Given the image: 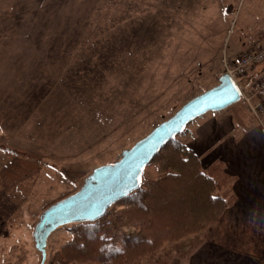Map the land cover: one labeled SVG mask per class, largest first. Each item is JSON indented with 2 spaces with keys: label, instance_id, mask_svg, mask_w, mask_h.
<instances>
[{
  "label": "rangeland",
  "instance_id": "obj_1",
  "mask_svg": "<svg viewBox=\"0 0 264 264\" xmlns=\"http://www.w3.org/2000/svg\"><path fill=\"white\" fill-rule=\"evenodd\" d=\"M258 46H264V0H0V146L21 154L0 150V264H39L32 232L43 210L215 86L226 72L223 62ZM260 69L264 63L254 68ZM201 161L200 171L217 172L223 189L233 190L223 162ZM172 171L160 172L151 161L141 182ZM176 187L172 201L189 206L175 205L158 224L200 216L204 208L191 196L194 183ZM120 209L108 215L117 247L135 232ZM201 222L170 242L151 235L157 246L139 264H187L202 229L189 231ZM72 227L50 235L44 264H102L97 246L77 256Z\"/></svg>",
  "mask_w": 264,
  "mask_h": 264
},
{
  "label": "crops",
  "instance_id": "obj_2",
  "mask_svg": "<svg viewBox=\"0 0 264 264\" xmlns=\"http://www.w3.org/2000/svg\"><path fill=\"white\" fill-rule=\"evenodd\" d=\"M185 136L203 164L224 163L236 196L216 224L194 236L187 264H264V129L236 103L199 117Z\"/></svg>",
  "mask_w": 264,
  "mask_h": 264
},
{
  "label": "trees",
  "instance_id": "obj_3",
  "mask_svg": "<svg viewBox=\"0 0 264 264\" xmlns=\"http://www.w3.org/2000/svg\"><path fill=\"white\" fill-rule=\"evenodd\" d=\"M263 71L262 69L258 71L253 69V71L240 79L239 85L242 90L247 92L254 78ZM185 132L186 129L182 134H185ZM177 137L169 141L152 160V163L157 165L160 172L165 173L168 169L177 171L168 172L169 177L168 175L167 177H160L156 181L145 180L141 182L137 190L111 205L101 218L93 222L72 224L73 227L71 229H74L72 232L74 240L71 242L70 247L76 246L78 248L77 251L79 253L76 252L77 256H81V254L88 255L92 248L97 246V261L102 264H139L140 257L147 255L149 252L151 253L157 246L155 245L156 242L151 239V235L154 237L155 234H161L155 239L159 244L162 243V240L163 242H168V240L170 242V240H173L172 236L175 235V238L178 237L183 232L182 229L187 230L189 223L193 224L195 220L200 219L202 222L198 223L199 226L197 228H193L189 232H196L205 226H209V224H213L219 218L220 213L232 204L235 200V198L230 196L233 190L229 186L228 189H223L222 183H220L221 180L217 176L218 174H216L217 172L215 173L211 170L212 172L205 171L203 173V171H200L198 169L199 158L182 141H179ZM0 150L12 155L21 156L20 153L9 148L0 146ZM215 170L217 171V168ZM224 177H226V174ZM229 178H231V183L235 182L234 177ZM223 181L226 182V178ZM178 182L185 184L186 182L194 183L195 191H193L191 196L196 197L198 195L197 197L199 198L197 199H199L200 205L204 208L200 212V216L199 214H194L187 219L182 218V220L176 217V220L158 224L156 221L163 215L169 213L174 214L177 211L175 207L178 204V208H182L183 210H186L185 206H189L186 200L185 202L182 201L177 204V200L173 202L171 199L176 194ZM198 191L199 193L197 194ZM166 195L167 197L163 198L161 203L154 204L158 197H164ZM185 198L187 199V196ZM149 203H152V205L149 206ZM118 206L121 207L118 210L119 217H125L129 225L131 224L132 230L135 231L124 235L123 244L120 247H117L116 244L117 234L114 228L115 225L108 219L110 212ZM182 212L184 213V211ZM204 219L208 220L205 221ZM157 230L162 231L157 233ZM83 248L88 249L82 252ZM92 255L94 254L92 253Z\"/></svg>",
  "mask_w": 264,
  "mask_h": 264
},
{
  "label": "water",
  "instance_id": "obj_4",
  "mask_svg": "<svg viewBox=\"0 0 264 264\" xmlns=\"http://www.w3.org/2000/svg\"><path fill=\"white\" fill-rule=\"evenodd\" d=\"M240 99L241 88L228 73H223L215 86L186 101L169 118L124 149L115 162L95 167L77 191L51 204L39 215L32 232L34 247L40 253L39 264L46 260L47 238L53 231L64 225L101 218L111 205L140 187L145 167L190 123L207 113L222 111Z\"/></svg>",
  "mask_w": 264,
  "mask_h": 264
},
{
  "label": "built area",
  "instance_id": "obj_5",
  "mask_svg": "<svg viewBox=\"0 0 264 264\" xmlns=\"http://www.w3.org/2000/svg\"><path fill=\"white\" fill-rule=\"evenodd\" d=\"M263 63L264 46H258L250 52L232 57L228 63H225V69L231 77L240 80ZM242 100L255 121L264 129V71L254 78L247 92H242Z\"/></svg>",
  "mask_w": 264,
  "mask_h": 264
},
{
  "label": "snow or ice",
  "instance_id": "obj_6",
  "mask_svg": "<svg viewBox=\"0 0 264 264\" xmlns=\"http://www.w3.org/2000/svg\"><path fill=\"white\" fill-rule=\"evenodd\" d=\"M133 179H136V177L134 176Z\"/></svg>",
  "mask_w": 264,
  "mask_h": 264
}]
</instances>
